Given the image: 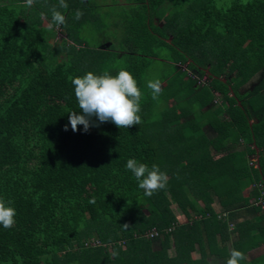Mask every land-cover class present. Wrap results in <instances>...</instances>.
<instances>
[{
	"label": "trees",
	"instance_id": "16d2710c",
	"mask_svg": "<svg viewBox=\"0 0 264 264\" xmlns=\"http://www.w3.org/2000/svg\"><path fill=\"white\" fill-rule=\"evenodd\" d=\"M65 3L0 0V198L16 211L0 264H226L233 249L264 264L248 259L264 245V0ZM53 8L65 23L50 31ZM157 59L171 72L154 100ZM121 70L141 91V123L93 117L73 132L71 79ZM133 158L167 187L145 196Z\"/></svg>",
	"mask_w": 264,
	"mask_h": 264
},
{
	"label": "clouds",
	"instance_id": "9594fccd",
	"mask_svg": "<svg viewBox=\"0 0 264 264\" xmlns=\"http://www.w3.org/2000/svg\"><path fill=\"white\" fill-rule=\"evenodd\" d=\"M35 0H25L26 6L31 7ZM60 8H67L65 0H59ZM82 12L77 10L75 16L79 19ZM65 16L61 11L53 8L51 10V21L48 29L51 31L54 26L63 25ZM79 112L73 111L68 115V122L71 130L76 132L78 126H83L85 132L90 127L98 126L92 123L95 117L99 123L111 122L117 128H130L141 123L140 100L141 91L137 86V81L128 71L121 70L116 75L105 72L101 75L87 72L82 77L71 79ZM147 87L152 92V98L158 99L161 94V83L159 80L149 81ZM65 131L68 126H65ZM126 169L129 170L136 181L138 187L143 190L144 195L151 197L155 192L167 187V174L153 164L151 169L148 165L138 162L136 159H128ZM16 211L11 201L0 198V226L9 229L15 224ZM125 229L128 225H123ZM115 255V253H114ZM246 257L243 252L233 249L226 264H240Z\"/></svg>",
	"mask_w": 264,
	"mask_h": 264
},
{
	"label": "rangeland",
	"instance_id": "374dc122",
	"mask_svg": "<svg viewBox=\"0 0 264 264\" xmlns=\"http://www.w3.org/2000/svg\"><path fill=\"white\" fill-rule=\"evenodd\" d=\"M232 0H219V5H222V6H227V5H229L230 4V2H231ZM242 1H244V2H247V1H250V0H242ZM99 14H101V13H99ZM155 23L156 24H158V25H160L161 23H162V19H160V18H155ZM62 38H65V35L62 33V32H58L57 33V35H56V39L57 40H60V39H62ZM94 40H96V39H94ZM93 40V41H94ZM95 42V41H94ZM166 60H163V59H157V60H153V62H152V64H151V66L149 67V69H148V71H147V82H149V81H153V80H159L160 82H161V80L163 79V77H165L168 73H170L171 72V69L168 67V66H164V63H166L165 62ZM178 68L177 69H181V70H183L184 68H185V66H177ZM256 79H259V78H256V77H254V79L247 85V88L248 89H251V87L256 83ZM207 82V79H206V77H203V78H201L200 79V82H197V84L195 85V87L196 88H198V87H200L201 85H203V84H205ZM164 83L165 82H163V84H162V86L164 85ZM247 90V89H246ZM245 90V91H246ZM244 91V90H243ZM204 131L207 133V134H210V132H209V129L207 128V127H204ZM211 135H212V133H211ZM251 163L253 164V163H255V160L254 161H251ZM254 203V202H253ZM200 205V206H199ZM199 207H201V204L199 203ZM214 210H215V212L217 211H219L218 210V207H217V205H214ZM171 210L173 211V213H174V216H175V218H176V220H177V222L178 223H180V224H183V223H186L187 222V217H186V215L184 214V210H182V209H180L175 203H173L172 202V204H171ZM188 212L190 213V214H192V216H194L195 217V215L190 211V210H188ZM88 242V241H87ZM95 244H97V243H95ZM158 248V245L156 244L155 246H154V249H157ZM230 250V249H229ZM263 251H264V249H260V248H258V249H256V250H254V251H252V252H249L248 253V259L249 260H252L253 258H255V257H258L261 253H263ZM169 254L171 255V256H173L174 255V251H173V244H172V240H171V238H170V248H169ZM194 256H198V253L196 252L195 254H194Z\"/></svg>",
	"mask_w": 264,
	"mask_h": 264
},
{
	"label": "crops",
	"instance_id": "0c3cea01",
	"mask_svg": "<svg viewBox=\"0 0 264 264\" xmlns=\"http://www.w3.org/2000/svg\"><path fill=\"white\" fill-rule=\"evenodd\" d=\"M259 248H260V249H264V245L261 246V247H259ZM256 249H258V248H256ZM256 249H254V250H256ZM254 250H252V251H254ZM252 251H250V252H252ZM262 254H264V251H263V253H261L260 255H262ZM260 255H259V256H260ZM255 258H256V257H255ZM255 258H253V259H255ZM253 259H252V260H253ZM250 261H251V260H250Z\"/></svg>",
	"mask_w": 264,
	"mask_h": 264
},
{
	"label": "built area",
	"instance_id": "2783aa9c",
	"mask_svg": "<svg viewBox=\"0 0 264 264\" xmlns=\"http://www.w3.org/2000/svg\"><path fill=\"white\" fill-rule=\"evenodd\" d=\"M153 234V233H152ZM150 236H152L151 234H150Z\"/></svg>",
	"mask_w": 264,
	"mask_h": 264
}]
</instances>
